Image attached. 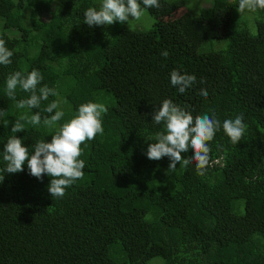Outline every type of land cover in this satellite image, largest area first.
Returning a JSON list of instances; mask_svg holds the SVG:
<instances>
[{"label":"trees","instance_id":"16d2710c","mask_svg":"<svg viewBox=\"0 0 264 264\" xmlns=\"http://www.w3.org/2000/svg\"><path fill=\"white\" fill-rule=\"evenodd\" d=\"M209 1L194 14L185 0H159L139 21L89 27L83 13L102 0H0V38L13 52L11 64L0 65V169L10 136L31 154L81 104L108 108L104 134L81 145L83 179L62 198L51 197V178L31 176L27 163L4 174L0 264H264V10L239 13L238 0ZM34 68L43 76L38 88L58 96L17 109L30 93L17 87L9 99L6 79ZM174 69L197 83L178 93ZM166 98L193 117L243 114L246 131L237 145L216 132L204 175L195 162L168 173L167 157L145 155L164 131L151 114ZM53 100L65 116L50 129L43 109ZM36 112L39 125L11 132V122Z\"/></svg>","mask_w":264,"mask_h":264},{"label":"clouds","instance_id":"9594fccd","mask_svg":"<svg viewBox=\"0 0 264 264\" xmlns=\"http://www.w3.org/2000/svg\"><path fill=\"white\" fill-rule=\"evenodd\" d=\"M143 5V7H142ZM159 0H102L99 8L88 7L84 13V23L89 27L108 26L115 22L127 23L129 19L139 21L144 16L145 10L150 8H160ZM258 9L264 10V0H238L237 12H255ZM163 57L169 55L167 50L161 52ZM13 52L6 46V41L0 38V65L11 64ZM170 84L183 94L188 89L193 88L197 83L195 75L181 73L172 70L169 74ZM43 80L41 72L32 69L30 72L22 73L15 71L6 79L5 94L9 99H16V89L19 87L24 92L30 93L29 98L16 102L17 109H38L43 101H47L49 96H58V92L47 85L38 88ZM200 83H204L201 78ZM199 94L207 97L206 89H199ZM50 114L44 118V125L48 128H55L58 122L65 116L60 110V101L53 100L43 109ZM108 108L103 103L87 102L78 107L75 115L51 135L50 142L45 140L37 141L29 153V148L25 147L22 139L16 135L10 136L3 148V160L5 167L0 169V182L4 180V174H14L23 171V166L27 163L29 174L38 180L47 176L50 182L47 190L51 197L62 198L66 194V189L71 187L75 181L83 179L85 161L80 157L83 154L81 145L86 141H91L96 136L104 134L102 116L106 114ZM211 114L205 113L193 117L176 105L171 99H164L161 104L154 108L151 122L164 125V131L155 134V142L147 145L146 157L150 160H160L164 157L169 159L166 172H175L177 165L181 164L187 168L195 162L198 175H204L210 163L211 142L215 134L221 128L229 137L231 143L237 145L245 131L246 124L243 122V114H238L234 119H225L221 122L214 111ZM54 113V114H53ZM24 122L31 125L41 123L40 112L22 115L12 123L11 132L18 133L25 131ZM192 151L190 158L182 156L183 153Z\"/></svg>","mask_w":264,"mask_h":264},{"label":"rangeland","instance_id":"374dc122","mask_svg":"<svg viewBox=\"0 0 264 264\" xmlns=\"http://www.w3.org/2000/svg\"><path fill=\"white\" fill-rule=\"evenodd\" d=\"M186 5L189 9V12H192L194 14L198 13V9L200 7H207L210 4L209 0H185ZM191 6V9H190ZM200 6V7H199ZM184 10H181L183 12ZM44 21H47L49 19V15L45 14L42 18ZM149 264H163L162 260L156 258L152 259Z\"/></svg>","mask_w":264,"mask_h":264}]
</instances>
